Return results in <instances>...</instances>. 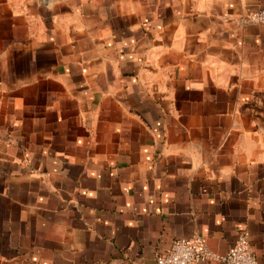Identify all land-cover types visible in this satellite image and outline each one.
<instances>
[{"label":"crops","instance_id":"1","mask_svg":"<svg viewBox=\"0 0 264 264\" xmlns=\"http://www.w3.org/2000/svg\"><path fill=\"white\" fill-rule=\"evenodd\" d=\"M263 8L0 0V264H264Z\"/></svg>","mask_w":264,"mask_h":264},{"label":"built area","instance_id":"2","mask_svg":"<svg viewBox=\"0 0 264 264\" xmlns=\"http://www.w3.org/2000/svg\"><path fill=\"white\" fill-rule=\"evenodd\" d=\"M239 25L255 24L264 29V8L248 12L238 19ZM213 261L222 264H262L255 256L248 235L241 233L226 254L213 251L202 238L175 239L170 249L157 257V264H200Z\"/></svg>","mask_w":264,"mask_h":264}]
</instances>
